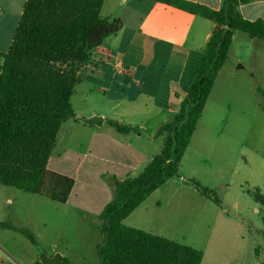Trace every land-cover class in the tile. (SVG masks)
Listing matches in <instances>:
<instances>
[{
    "label": "trees",
    "instance_id": "trees-1",
    "mask_svg": "<svg viewBox=\"0 0 264 264\" xmlns=\"http://www.w3.org/2000/svg\"><path fill=\"white\" fill-rule=\"evenodd\" d=\"M198 15L215 24L178 112L157 130L159 154L137 175L114 187L99 215L102 242L99 264H201L202 250L145 230L124 220L179 168L202 117L220 70L229 61L235 32L264 41V22L245 19L239 5L257 0H223L219 10L189 0H151ZM104 0H26L0 70V184L65 204L75 181L48 168L60 127L74 118L71 98L81 82V68L105 38L121 31L119 19L101 16ZM120 134L131 125L108 120ZM111 182L118 180L111 177ZM194 186L220 204L213 191ZM258 201L263 200L256 194ZM33 244L25 227L3 223ZM2 264V263H0ZM37 264H42L40 261ZM61 264H74L64 257Z\"/></svg>",
    "mask_w": 264,
    "mask_h": 264
},
{
    "label": "rangeland",
    "instance_id": "rangeland-1",
    "mask_svg": "<svg viewBox=\"0 0 264 264\" xmlns=\"http://www.w3.org/2000/svg\"><path fill=\"white\" fill-rule=\"evenodd\" d=\"M127 7L120 0H104L101 16H117ZM238 35L252 39L243 32ZM12 38L0 41V70ZM256 50L251 44L240 62L232 61L236 68L241 66L239 74L215 81L179 176L169 179L124 221L127 226L207 249L204 263L264 264V62L261 66ZM76 90L79 96L74 94L71 102L79 110L86 107L81 97L88 93L89 84L76 87L77 94ZM91 96L93 104L106 106L101 91ZM61 135L51 152L49 169L57 170L61 163L57 149L67 145L74 151L86 149V133L75 131L70 136L63 130ZM157 141L163 144L162 137ZM74 177L81 195L83 185L77 173ZM116 181L108 179L110 194L93 186L85 187L84 194L87 190L95 201L110 200ZM193 182L213 191L220 204L204 196ZM257 193L263 200L256 199ZM3 223L29 229L37 243L1 227ZM102 240L99 217L80 219L64 204L0 184V259L7 264H37L43 253H60L74 264H99L97 246Z\"/></svg>",
    "mask_w": 264,
    "mask_h": 264
},
{
    "label": "crops",
    "instance_id": "crops-1",
    "mask_svg": "<svg viewBox=\"0 0 264 264\" xmlns=\"http://www.w3.org/2000/svg\"><path fill=\"white\" fill-rule=\"evenodd\" d=\"M189 1L214 10H219L223 5V0ZM25 2L0 0V41L6 36H14L13 29L18 25ZM120 5H128L127 10L107 18L121 20V31L108 36L100 46L93 49L89 61L81 68V82L77 87L89 84L88 93L81 97L86 107L76 110L71 102L75 115H99L103 117V123L98 127L71 118L60 127L54 146L58 145L63 130L70 136L75 131L87 135L84 151H74L68 145L57 149V161L60 164L66 161L67 164H59L57 170L50 169L75 178L72 192L64 205L75 210L80 219L93 215L99 217L112 199L95 201L93 196L89 197L87 190V195L84 194L85 187L103 188L109 193V177L121 181L127 176L137 175L161 151L163 144L157 141V130L178 112L215 27L208 19L156 1L120 0ZM239 11L245 19L264 22V0L240 4ZM237 36L238 32H235L229 61L220 70L217 82L224 75L234 77L239 74L241 67L236 68L232 61L240 62L251 44L257 49L260 65L264 62V41ZM234 45L235 52L232 55ZM96 91H101L103 101L107 102L103 108H99L101 104L92 103L91 95ZM78 93L74 94L79 96ZM108 120L131 125L135 130L129 134H120L108 124ZM71 169L75 171L74 176L76 173L79 175L83 185L81 195L76 192L78 178L72 175ZM202 251L204 257L201 264H235L204 263L207 249L203 248ZM0 263L7 264L1 259Z\"/></svg>",
    "mask_w": 264,
    "mask_h": 264
},
{
    "label": "water",
    "instance_id": "water-1",
    "mask_svg": "<svg viewBox=\"0 0 264 264\" xmlns=\"http://www.w3.org/2000/svg\"><path fill=\"white\" fill-rule=\"evenodd\" d=\"M241 67V66H240ZM76 120L86 124V125H95V126H101L103 123V117L99 115H94L91 117H87L85 115H75L74 117ZM119 184V181L115 182V185L117 186ZM64 256L60 253H56L53 256H49L46 253H43L40 255V262L42 264H61L63 261Z\"/></svg>",
    "mask_w": 264,
    "mask_h": 264
}]
</instances>
